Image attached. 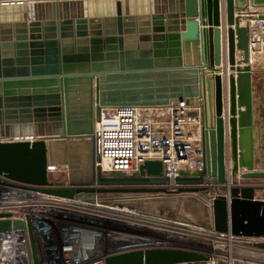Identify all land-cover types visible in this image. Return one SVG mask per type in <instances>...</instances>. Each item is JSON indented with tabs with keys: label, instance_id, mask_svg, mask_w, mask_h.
I'll use <instances>...</instances> for the list:
<instances>
[{
	"label": "water",
	"instance_id": "obj_1",
	"mask_svg": "<svg viewBox=\"0 0 264 264\" xmlns=\"http://www.w3.org/2000/svg\"><path fill=\"white\" fill-rule=\"evenodd\" d=\"M250 5L264 8V0H3L0 188L33 186L263 239V188L229 178L264 179L250 50V20L264 13ZM182 100L201 108L202 170L180 169L176 188L158 159L135 173H103L95 123L105 108ZM49 164L65 165L67 181L52 180ZM27 227V264H40L29 220L0 212V236ZM262 239L246 243L264 252ZM150 243L115 242L105 263L211 264L204 253Z\"/></svg>",
	"mask_w": 264,
	"mask_h": 264
},
{
	"label": "built area",
	"instance_id": "obj_2",
	"mask_svg": "<svg viewBox=\"0 0 264 264\" xmlns=\"http://www.w3.org/2000/svg\"><path fill=\"white\" fill-rule=\"evenodd\" d=\"M2 1L0 0V3ZM253 8L248 7L252 13H264V8H258L257 11H254ZM250 50L251 58L255 56L256 60L253 65L251 61L252 68L256 67L255 70L253 68L254 76L264 75V19L250 20ZM228 104L226 91L224 98L226 112ZM201 126L200 106L189 105L185 100L172 102L162 107L127 105L105 108L101 118L95 123V133L99 138L100 145L101 161L99 165L103 173L106 174L113 172L131 174L139 171L140 165L147 159L162 160L165 165V175L171 178L168 187L176 188L177 184L174 179L179 175L180 169L200 171L204 167L201 152ZM227 151L228 165H230L228 147ZM64 167L65 165L49 164L48 171L51 179L60 180L54 177V173L60 169L64 170ZM237 180H239V186H255L264 189V183L256 182V179L241 178L240 181L238 178ZM61 181L66 182L65 180ZM0 192V212L11 213L13 219H21L25 222L29 220L40 264H106L105 258L111 253L110 249L101 244H99L100 247L97 244L94 246L98 239V233L103 232L104 229L96 221H93L95 220L93 213L86 212H95L92 206L98 202L91 203L55 196L35 190L33 186L3 187L0 188ZM88 206H91V209ZM132 212L137 218L143 217L152 229L163 233L173 232L184 238V240L164 238L160 242L156 237V241L152 240L151 242L156 247L198 251L208 255L211 258V264H228L227 261L221 257L218 258L214 253L216 245H213L214 249L210 248V251H202L190 246L192 243L178 244L176 242L202 241L206 247L212 246L215 239L224 243L232 238L236 242L246 243V239L241 240L213 229L175 220L141 216L134 210ZM83 218L91 219V221L82 220ZM27 235L28 227L25 231L13 229L10 233L0 236V252L1 255H4L2 259L6 256L11 258L13 256V258L23 260L18 263L27 264L29 259L26 249ZM87 236L91 240L83 242V238ZM118 236L126 237L125 233ZM85 242L90 243L84 247ZM9 245L11 246L10 250H8ZM13 246L16 247L12 248ZM75 251L77 252L75 260L71 255H64L67 252ZM236 260L235 264H239Z\"/></svg>",
	"mask_w": 264,
	"mask_h": 264
},
{
	"label": "rangeland",
	"instance_id": "obj_3",
	"mask_svg": "<svg viewBox=\"0 0 264 264\" xmlns=\"http://www.w3.org/2000/svg\"><path fill=\"white\" fill-rule=\"evenodd\" d=\"M253 63H256V60L254 59V61H253ZM254 69H256V67H254ZM258 71V70H257ZM255 81L257 82L256 84H255V96H256V99H257V102L256 103H258V105H259V107H258V109H257V121L259 120H262V119H264V75H256L255 76ZM261 123V122H260ZM262 124H264V123H262ZM258 162H260V161H258ZM262 163V166L264 167V162L263 161H261L260 162V164ZM65 169H64V171L66 170V172L67 173H64L63 174V177L61 176V177H59V179L60 180H65V181H67V179H68V168L65 166L64 167ZM238 179V178H237ZM237 179H235V180H233L234 181V183L235 184H237L238 185V182H239V180H237ZM257 181L256 182H259V183H264V179H256ZM240 181H241V178H240ZM250 181H253V180H250ZM257 196L259 197V198H262V199H264V189H259L258 191H257ZM95 213H97L96 215H95V219H99L100 217L101 218H103L104 219V221H108L107 223H103V224H101L103 227H111V226H113V224L110 226V221H112L113 223H114V225H115V229L116 230H118V231H121V232H127V233H129V234H132V235H135V236H137V237H142L143 235V237H145V238H148V240H146V241H148L149 243L150 242H152V240H154V241H156V237L158 238L157 240H159L160 242H162V239H164V238H167L166 236H165V234L163 233V232H161V231H157V230H154V229H152V228H147V229H145L144 230V228H137V229H122V228H125V227H122L121 225H122V223H124L125 221L126 222H135V223H138V224H140L141 226H143V225H148V223H146L145 222V220H144V218L143 217H139V218H137V217H131V216H124L123 214H117V213H114V212H102V213H100V212H95ZM106 217V218H105ZM76 219H78V218H76ZM80 220V219H79ZM82 220H88V221H91V219H87V218H83ZM93 220V219H92ZM94 221V220H93ZM103 221V220H102ZM119 221V222H118ZM116 223V224H115ZM118 224V225H117ZM113 227H111V228H113ZM140 229H142V230H140ZM154 232H156V233H154ZM144 233V234H143ZM153 233L155 234V235H153ZM115 237L116 238H119V239H116L115 240V242L116 243H119L120 241L119 240H122V236H118V235H115ZM153 237V238H152ZM163 237V238H162ZM129 238H131L130 236H129ZM150 238H151V241H149L150 240ZM206 238V237H205ZM100 239H102V238H100ZM206 239H209V238H206ZM250 239V238H249ZM257 239V238H256ZM134 240V239H133ZM248 240V239H247ZM258 240V239H257ZM262 240H264V238L262 239ZM119 241V242H118ZM192 241V240H191ZM234 241H235V239H234ZM232 242L231 244L229 243V242H227V241H225L224 243L226 244V246H229V244H230V246L233 248V249H235L236 248V250L235 251H237V253H241V255L240 254H236L234 257H233V259H231V261H230V257H229V255L228 254H222V255H225V256H223L224 258H222V256H221V258L222 259H224L225 261H227V263L229 264V261H230V264H235V260L237 261V262H239V264H257L258 262L257 261H255V262H253V261H248L245 257H243L242 256V254L243 255H246V254H248V252H254V250L253 249H256V250H258L255 246H251V245H249V244H247V243H242V242ZM259 241V240H258ZM114 242V241H113ZM114 242V243H115ZM130 242V241H129ZM202 242V241H201ZM199 243V242H195V241H192V242H190V243H184V242H181V241H177L176 243H178V244H191L192 243V245H190V246H192L193 248H198V249H200V250H202V251H210V248L211 249H214L213 248V245L215 244V245H218V243H220V242H218L217 241V239H215V241L214 242H212V246H206V247H204V244H203V242L202 243ZM121 243H124V242H121ZM121 243H119V244H121ZM224 243H222V245H224ZM100 244L101 245H105V248H107V243H106V241H100ZM151 245H150V247H156V245L155 244H153V243H150ZM193 244H195V245H197V246H195V245H193ZM221 244V243H220ZM228 244V245H227ZM246 244V245H245ZM214 245V246H215ZM98 246H99V244H98ZM100 247V246H99ZM235 247V248H234ZM247 247V248H246ZM228 250H226V252H227ZM227 256V257H226Z\"/></svg>",
	"mask_w": 264,
	"mask_h": 264
},
{
	"label": "bare ground",
	"instance_id": "obj_4",
	"mask_svg": "<svg viewBox=\"0 0 264 264\" xmlns=\"http://www.w3.org/2000/svg\"><path fill=\"white\" fill-rule=\"evenodd\" d=\"M253 57V56H252ZM251 61H252V59H251ZM68 171H69V169H68ZM62 173L64 174V173H67L66 171H64V170H59V171H57V172H55L54 173V177L57 179V178H59L60 176H62ZM68 175H69V172H68ZM63 177V176H62ZM229 178H230V183L232 184H234V179H232V177H231V174H230V171H229ZM209 179V178H208ZM207 179V180H208ZM206 180V182L204 183V185H207V186H209V187H211L212 189H213V191H214V193L215 194H219V193H224V191H225V187L224 186H217V187H215V185L213 184V183H209V180L207 181ZM176 187H177V185H176ZM0 197H1V192H0ZM94 206H92V209L96 212H100V213H104V212H114V213H117V214H123L124 216H131V217H134V214H132L133 212H132V210H130V209H128V208H125V207H116V208H111V207H109V206H104V205H101V204H98V203H96V204H93ZM88 207H90V209H91V206H88ZM87 213H93L94 215H96L97 213H95V212H91V211H86ZM106 218V217H105ZM103 220V221H102ZM94 221H96L99 225H101V224H103V223H107L108 221H104V219L103 218H97V219H95ZM119 222V221H118ZM110 226L113 224V226L115 227V225H114V223L112 222V221H110ZM116 224V223H115ZM118 225V224H117ZM102 226V225H101ZM113 226H111V227H113ZM122 227H125V228H122V229H137V228H144V230L145 229H147V228H151L150 227V225H143V226H141L140 224H138V223H135V222H124V223H122V225H121ZM111 227H103L102 226V228L104 229V231L103 232H101V233H98V239L95 241V245L94 246H96V244L98 245V244H100V241H106V243H107V246L108 247H112V246H110V245H113V243L115 242V240L116 239H119V238H116L115 237V235H121V234H123V233H125V235H126V237H124V238H122V240H119L118 242L119 243H121V242H125V241H146V240H148V238H145V237H137V236H135V235H132V234H129V233H127V232H121V231H118V230H116L114 227L113 228H111ZM140 230H142V229H140ZM104 232H105V234H104ZM154 233H156V232H154ZM153 233V235H155ZM144 234V233H143ZM165 235H166V237L168 238V239H173V240H184V238L183 237H180L179 235H177V234H175V233H173V232H171V233H169V232H165L164 233ZM129 236L131 237V238H129ZM100 238H102V239H100ZM153 238V237H152ZM134 239V240H133ZM248 239V240H247ZM246 239V241H258L259 239H262V238H247ZM85 240H91V238L89 237V236H87L86 238H83V242L85 241ZM114 241V242H113ZM149 241H151V238H150V240ZM227 241V240H226ZM234 241V239H232V238H230L229 239V241H227V242H229L230 244L232 243ZM88 243H90V242H88ZM88 243H84V247H86L87 245L86 244H88ZM200 243V242H199ZM122 244V243H121ZM205 244H207L206 242H205ZM230 244H229V246H226V244L224 243V245H222V243L221 244H219V245H216V248L214 249V253L216 254V256L219 258V257H221L222 256V258H224L223 257V255L222 254H228L229 255V257H230V261H231V259H233V257L236 255V254H240L241 255V253H237V251H235L236 250V248L235 249H233L231 246H230ZM215 245V244H214ZM228 245V244H227ZM246 245V244H245ZM17 246V245H16ZM16 246H13L12 248H14V247H16ZM105 246V245H104ZM10 248H11V246L9 245L8 246V250H10ZM247 248V247H246ZM96 249V248H95ZM226 250H228L227 252H226ZM254 250V252H248V254H246V255H243L242 254V256L243 257H245L248 261H253V262H255V261H257L258 263L257 264H264V252L263 251H260V250H256V249H253ZM77 254V252L75 251V252H73V253H70V252H67V253H65L64 255H71V257L74 259V257H75V255ZM221 255V256H220ZM4 256V255H3ZM0 257L2 258V255H1V252H0ZM227 257V256H226ZM6 260H5V262H4V264H17L18 262H23V260L21 259V258H13V256H12V258L10 257V256H6ZM75 260V259H74ZM230 261H229V264H230ZM256 263V262H255ZM18 264H20V263H18Z\"/></svg>",
	"mask_w": 264,
	"mask_h": 264
},
{
	"label": "crops",
	"instance_id": "obj_5",
	"mask_svg": "<svg viewBox=\"0 0 264 264\" xmlns=\"http://www.w3.org/2000/svg\"><path fill=\"white\" fill-rule=\"evenodd\" d=\"M251 6V5H250ZM249 6V7H250ZM253 8V7H252ZM254 9V11H257L258 10V8H253ZM252 65H253V61H254V59H255V56H253L252 58ZM254 68V67H253ZM255 70V69H254ZM257 102V99H256V96H255V105H256V111H257V109H258V107H259V105H258V103H256ZM264 109V108H263ZM257 114V113H256ZM260 125H261V132H262V134H263V137H262V143H263V147H264V124H262V123H264V119H262V120H258L257 121ZM261 122V123H260ZM3 256V255H2ZM7 258L5 257L4 259H2L1 257H0V264H4V262H5V260H6Z\"/></svg>",
	"mask_w": 264,
	"mask_h": 264
}]
</instances>
